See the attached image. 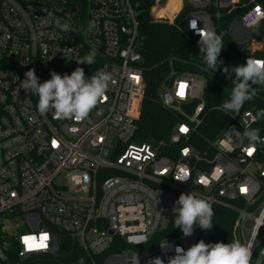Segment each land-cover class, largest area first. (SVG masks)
Returning <instances> with one entry per match:
<instances>
[{"label":"built area","instance_id":"obj_1","mask_svg":"<svg viewBox=\"0 0 264 264\" xmlns=\"http://www.w3.org/2000/svg\"><path fill=\"white\" fill-rule=\"evenodd\" d=\"M136 6L134 0H0V264L56 254L60 235L88 255H101L119 236L127 247L101 264H149L156 257L168 264L176 245L218 242L214 215L209 230L196 226L185 237L175 228V201L191 192L210 201L214 213L235 216L234 240L247 243L261 225L252 264H264V144L250 155L249 141L241 139L248 126L258 128L251 119L256 112L226 114L229 122L217 136L198 137L207 81L172 71L160 97L182 119L166 139L141 141L137 121L147 82ZM44 9L61 22L71 15L77 30L43 23ZM150 17L194 42L200 39L190 27L195 19L197 28L210 27L264 59V38L256 35L264 21L260 0H154ZM93 49L94 64L77 63ZM77 67L86 77L111 73L106 99L84 121L40 116L38 96L20 87L25 73L35 69L43 83L51 71L71 74ZM257 91L264 94V86ZM172 225L175 232L165 233ZM139 235L146 241L138 244ZM163 240L170 249L161 247Z\"/></svg>","mask_w":264,"mask_h":264},{"label":"clouds","instance_id":"obj_2","mask_svg":"<svg viewBox=\"0 0 264 264\" xmlns=\"http://www.w3.org/2000/svg\"><path fill=\"white\" fill-rule=\"evenodd\" d=\"M47 13L42 17L43 23L54 22L61 31L75 32L77 29L71 23V15L68 20L61 22L59 17H55L52 12L44 9ZM190 27L197 31L200 39L199 50L202 60L208 69L214 72L222 66L218 57L224 48L223 36L217 34L210 27L197 28V21L193 19ZM96 51L93 49L84 57L76 60L78 64L95 63ZM232 81V90L229 99L220 106L225 114L238 115L246 101L252 100L256 93L255 86H264V59L247 58L246 63L229 68H224ZM51 78L39 82V77L35 69H30L25 73V79L20 81V87L25 91L38 96L37 112L40 116H46L49 112L59 120L73 119L75 121L86 120L98 103L106 99V93L113 78L110 72L101 70L91 75L85 76L84 69L77 67L71 74H59L50 72ZM254 122L264 119V108L257 110L251 117ZM241 139L249 141V150L255 151L257 144H264V138L260 136L259 128L248 126L242 133ZM175 228L182 230L185 237L191 236L194 228L209 230L213 227L212 217L214 215L211 202L196 195L195 193H181L175 201L173 208ZM254 229L252 239L247 243L234 240L230 243L216 242L205 243L203 240L193 244L187 250L176 245L175 254L168 259V264H252V248L258 235V229ZM146 235L135 237L137 243L146 241ZM161 247L168 250L171 246L166 241H161ZM264 256V250L260 252ZM79 264H84L83 258ZM149 264H164L160 257L149 261ZM259 264V261H257Z\"/></svg>","mask_w":264,"mask_h":264},{"label":"trees","instance_id":"obj_3","mask_svg":"<svg viewBox=\"0 0 264 264\" xmlns=\"http://www.w3.org/2000/svg\"><path fill=\"white\" fill-rule=\"evenodd\" d=\"M134 2L137 4L139 30L143 37L142 66L147 82L141 115L137 121V136L141 141L153 143L166 139L182 119L175 110L165 106L160 97L162 84L170 79L172 71L175 75L183 72L203 76L206 79L210 94L207 98L206 116L197 136L201 138L217 136L229 119L226 114L213 106L221 105L229 99L234 79V75L230 78L229 74L224 72V68L231 69L233 66L245 64L248 57L252 58L250 52L230 38L223 37L224 48L218 57L222 66L214 72L204 64L198 41L188 40L171 24L151 20L150 7L154 0H134ZM260 2L264 5V0ZM256 35L258 39L264 38V21L257 27ZM246 108L255 112L264 108V94H259L257 91L255 97L246 101L241 110ZM258 128L264 132V119L259 121ZM234 220L235 216L226 210L221 209L214 213L218 242L234 241L232 236ZM173 227L170 226L165 233L175 232ZM59 245L58 253L35 256L24 264H79L81 258L84 264H94L95 261L101 264L106 255L127 247L119 236L115 237L113 245L101 255H88L76 242L65 235H60Z\"/></svg>","mask_w":264,"mask_h":264},{"label":"snow or ice","instance_id":"obj_4","mask_svg":"<svg viewBox=\"0 0 264 264\" xmlns=\"http://www.w3.org/2000/svg\"><path fill=\"white\" fill-rule=\"evenodd\" d=\"M184 87H185V86L182 84V85H181V93H180L181 95H183V88H184ZM182 131H186V129H182ZM251 152H252V151L249 150V154H250V155H251ZM245 191H246V189H245ZM43 240H47V237H46V236H45V237H42V241H43ZM40 246H41V247H44L45 245H44L43 243H41Z\"/></svg>","mask_w":264,"mask_h":264},{"label":"rangeland","instance_id":"obj_5","mask_svg":"<svg viewBox=\"0 0 264 264\" xmlns=\"http://www.w3.org/2000/svg\"><path fill=\"white\" fill-rule=\"evenodd\" d=\"M261 44L264 45V42H262ZM261 44H258V43H257L255 46L257 47V46H260ZM246 236H247V237L249 236V231H246Z\"/></svg>","mask_w":264,"mask_h":264},{"label":"water","instance_id":"obj_6","mask_svg":"<svg viewBox=\"0 0 264 264\" xmlns=\"http://www.w3.org/2000/svg\"><path fill=\"white\" fill-rule=\"evenodd\" d=\"M208 92H209V90L207 89V90H206V95H208Z\"/></svg>","mask_w":264,"mask_h":264}]
</instances>
